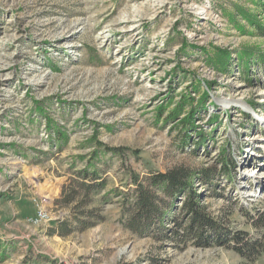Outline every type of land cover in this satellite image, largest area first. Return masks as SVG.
Returning <instances> with one entry per match:
<instances>
[{
  "label": "rangeland",
  "instance_id": "1",
  "mask_svg": "<svg viewBox=\"0 0 264 264\" xmlns=\"http://www.w3.org/2000/svg\"><path fill=\"white\" fill-rule=\"evenodd\" d=\"M263 4L0 0V264L242 263L151 178L202 171L206 210L264 240Z\"/></svg>",
  "mask_w": 264,
  "mask_h": 264
},
{
  "label": "trees",
  "instance_id": "2",
  "mask_svg": "<svg viewBox=\"0 0 264 264\" xmlns=\"http://www.w3.org/2000/svg\"><path fill=\"white\" fill-rule=\"evenodd\" d=\"M248 58L245 62L246 68L249 66ZM111 149L113 151L116 150L115 148ZM228 160L226 155L222 164L225 168L227 165L231 167L228 170V174L231 175L233 159H231V162ZM196 177L203 179L202 171H196V173L192 174L187 168L181 167L167 170V172L155 173L151 179L153 184L159 186L167 195L172 197L179 193L187 192L188 200H186L184 207L187 214L182 226L188 239L194 240L202 246H211L213 244L231 246L245 258L240 264H254L264 252V240L257 237H248L247 231H233L207 211L206 207L200 203L198 194L195 195L196 193L193 192L192 178ZM84 185H87L89 189L95 188L96 190L104 186L103 183H84ZM138 190L140 193L136 197V204L140 208L139 211L155 206L154 198L151 197L149 191H146L144 184L141 182L138 183ZM260 217H262V220L264 219V212L261 213ZM254 224L258 225L256 222ZM72 226L73 222L66 219L60 221L59 225L53 230L62 236H66L72 231Z\"/></svg>",
  "mask_w": 264,
  "mask_h": 264
},
{
  "label": "bare ground",
  "instance_id": "3",
  "mask_svg": "<svg viewBox=\"0 0 264 264\" xmlns=\"http://www.w3.org/2000/svg\"><path fill=\"white\" fill-rule=\"evenodd\" d=\"M125 252V249H123L120 253H124Z\"/></svg>",
  "mask_w": 264,
  "mask_h": 264
}]
</instances>
